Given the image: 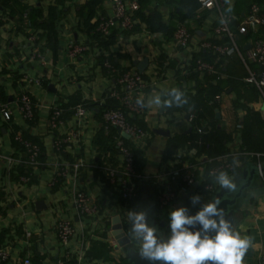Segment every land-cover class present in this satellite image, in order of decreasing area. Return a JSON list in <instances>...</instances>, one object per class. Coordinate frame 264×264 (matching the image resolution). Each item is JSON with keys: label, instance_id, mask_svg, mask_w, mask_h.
Instances as JSON below:
<instances>
[{"label": "crops", "instance_id": "1", "mask_svg": "<svg viewBox=\"0 0 264 264\" xmlns=\"http://www.w3.org/2000/svg\"><path fill=\"white\" fill-rule=\"evenodd\" d=\"M219 1L225 10L233 14L234 21L239 23L254 0ZM85 2L86 0H0V31L2 29L5 34L4 41L0 42V49H3L0 54V88L13 111L11 123L0 118V152L5 157L16 159L11 166L5 164V157L0 159V246H4L9 252L8 259L0 261V264H22L25 256L30 257L32 264H53L55 254H58L61 260L66 252L74 257L81 246L86 253L96 241L108 243L111 247L109 253L111 257L122 255L120 249L115 248L116 238L112 234V225L117 220L113 218L118 215L119 222L125 230V217L132 218L139 204L131 200L125 205L120 198L117 185L109 182L106 177L105 167L118 164L121 158L112 140L109 144L113 145V148L110 149L95 142V136L100 128L105 134L109 133V128H105L101 119V111L106 107L108 100L107 88L112 80V76L102 64L105 58L117 57L118 53L126 54L117 57L120 66L135 67L132 59L148 57V64L142 71L147 85L135 95L140 98L144 111L140 115L127 112L130 117L141 120L147 130L151 122L154 124L162 121L169 122L173 124L172 126H174L172 122H176L173 129L169 128L170 125L167 127L158 125L169 129V135L186 131L192 122L188 119V107L183 105L180 96L194 93L200 83L225 79L228 80L227 85L216 105L201 106L200 110L203 111V117L208 124L216 120L217 127L228 134L227 147L241 146V128L247 112L257 111L262 118L263 101L259 93L256 92L255 98L245 97L247 85L243 78L246 69L237 54L223 56L222 60L216 58L218 72L215 76L194 74L187 65V60L200 51L198 41L203 37H215L212 29L217 19L215 10L198 8L194 16L188 18L190 22L196 24L192 28L191 41L186 47H175L171 36L151 32L144 22H139V28L136 30L123 31L114 27L116 39L104 48L92 42L82 29L79 11ZM49 6H54L56 13L53 20L56 32L55 49L50 45L45 30L30 25L27 14L29 9L40 7L43 17H46ZM148 6L157 7L165 21L169 20L170 13L175 8L172 0H149ZM262 9L264 12V0ZM99 13L111 14L110 0H102L92 20ZM24 14H27V17H24ZM261 30L264 34V28ZM19 33L24 36L21 42L13 39ZM29 36L34 37L35 45L45 53L46 64L42 65L29 57ZM251 37L252 33L249 30L237 31V41L243 50L249 47ZM71 41L83 45L80 54L73 56L65 50ZM168 44L170 47L167 49ZM246 45L248 47L244 49ZM214 58L212 56L211 59ZM28 66L30 70H36L35 77L41 79L40 85L30 84V90L37 103L33 120L23 118L16 101L19 90L26 85L24 76L25 73L29 74ZM57 70L65 73L62 78L58 76ZM98 76H102L106 84L102 85L99 93H94L93 84ZM61 79L67 88L60 92L58 87ZM83 80L91 82L87 90H82ZM155 97L159 98L153 100ZM78 103H82L86 111L88 110L86 117L77 118L72 113L71 109ZM56 104L64 108L63 121L55 130L50 131L47 127V116L50 107ZM217 112L219 116L216 115ZM178 117H181V121L177 119ZM12 128L41 144L43 158L38 165L32 167L25 165L26 153L12 140ZM73 132H76V135L65 142L60 150L54 148L55 137ZM166 138L167 136L152 130L151 134L148 132L143 146L140 147L144 150L140 168L144 177L137 182L134 196L144 193L153 201L147 210H142L151 215L157 184L166 177V173L172 167L179 166L180 161H187L200 171L207 160L214 157L207 156L206 153L198 154L195 149H191L189 153L185 147H180L173 156L164 159ZM50 149H53L54 153H59L52 168L48 157ZM87 151L89 154L86 156ZM153 152H159V163L166 165L163 170H160L161 167L155 159L156 153ZM169 160L173 161L172 165L167 164ZM79 161L81 164L76 172L70 169L69 175L58 177L53 184L51 183L60 165ZM242 167L243 164L238 165L234 177L241 175ZM20 168L30 173L28 182L18 181ZM154 168L157 171H154ZM45 174L46 184L51 192L65 184L69 185L65 192L72 203L71 215H60L62 212L58 211V206H48L42 195L31 197L32 185ZM75 188L83 189L90 200L97 204L96 213L82 215L77 211L73 197ZM182 195L180 194V199ZM37 201H41L39 207ZM59 201V205L65 210L64 202L61 199ZM133 202L136 210L131 212ZM166 214L169 215V212ZM88 216L90 218H87ZM58 218L70 219L76 228V234L67 247L57 235L55 222ZM31 225L33 228H30ZM228 241L243 251L242 256L237 258L244 257V260L237 259L234 264L253 261L264 251V178L259 179L258 186L250 189L241 202ZM94 259L112 264L110 260Z\"/></svg>", "mask_w": 264, "mask_h": 264}, {"label": "built area", "instance_id": "2", "mask_svg": "<svg viewBox=\"0 0 264 264\" xmlns=\"http://www.w3.org/2000/svg\"><path fill=\"white\" fill-rule=\"evenodd\" d=\"M199 8L206 10H215L217 14L216 23L213 25L214 38L203 37L198 41L199 50H208L214 55V59H207L201 56L195 58L190 57L187 65L192 71L199 74H208L215 76L218 72L216 58L227 56L229 54H237L246 69L243 78L247 85L257 89L264 104V34L261 30L264 28V12L262 6L257 2L249 5L247 13L242 21L236 23L234 16L230 11L225 10L219 0H198ZM111 14H97L94 20L97 21L95 29L104 37L110 34L114 27H118L123 31L133 30L137 19L133 16L134 10L138 7V0H110ZM27 17V14H24ZM249 30L252 33L250 45L243 50L237 41V31ZM192 38V32L189 26V20L184 19L177 23L172 35L171 41L175 47H186ZM29 41V57L36 59L40 64H46L47 59L45 53L40 47L35 45L33 36L28 37ZM68 52L76 56L83 51V45L77 42H69L67 45ZM103 66L112 76L111 84L107 88L106 97L113 98L117 101L115 106H106L101 111V119L105 128L114 126L117 132L112 136V142L121 155L118 164H112L105 167L106 177L109 182L116 184L120 198L124 200V204L128 205L130 200L136 193L137 182L142 180L144 175L141 171H137L135 167L134 148L143 146L148 130L140 126L136 122H132L126 115L131 112L140 115L144 111V106L140 98L135 97L142 91L147 81L143 72H139L136 67H117L108 58L102 62ZM24 80L26 85L22 87L17 96V106L22 116L26 120H33L36 114L37 103L30 90V84L40 85L41 79L32 77L25 73ZM220 100V94L213 98V102ZM75 117L81 118L85 115L86 109L82 103H78L71 109ZM200 108L189 107L187 109L188 119L193 123L194 130L198 134L194 138L187 139V145L196 144L208 145L204 142L202 134L207 132L208 122L199 115ZM64 108L60 105H52L47 116V127L50 131L55 130L63 121ZM13 111L9 103L4 99L0 88V118L2 121L11 123ZM262 119L264 120V108L262 109ZM129 134L126 138L121 131ZM12 130V140L26 153L24 163L28 167L38 165L40 163L41 145L32 138L25 136L21 131ZM76 132L57 136L53 139V146L56 150H60L65 142L70 141ZM128 140V141H126ZM185 147V148H186ZM5 156L0 152V159ZM245 160H252L257 164L264 163V152L249 150L246 148L228 147V150L222 154L210 157L203 169H196L187 161H180L179 166L172 167L166 177L157 184V192L155 202L161 209L169 212L170 220H163L165 236L173 244V250L177 251L179 243L184 237V233L190 223V220L196 216V204L199 200L209 199L215 190L224 185L230 176L235 175L238 165L244 164ZM5 164L11 166L16 159L6 156ZM79 162L64 163L55 171V175L51 180L53 184L58 177L69 175V170L76 172L80 166ZM210 164V165H209ZM209 165V166H208ZM30 173H20L18 181L28 182ZM260 178H264V173L260 174ZM180 194L182 198L180 199ZM74 204L77 211L82 215L94 214L98 211L96 203L92 202L88 194L80 188L73 191ZM190 199L192 206H186V201ZM125 231L131 238L135 240L137 247H144L142 241L138 238L137 231L134 230L132 219L125 217ZM57 235L64 246H68L69 242L76 234L74 223L68 218H58L55 222ZM139 242L142 244L139 245ZM9 257V252L4 246H0V261H5ZM232 257L224 252L217 254L214 264H233ZM22 264H32L29 256L22 259ZM57 264H108L100 259L89 258L84 248L75 252L72 257L67 252L61 260L58 258ZM246 264H264V251L253 261Z\"/></svg>", "mask_w": 264, "mask_h": 264}, {"label": "trees", "instance_id": "3", "mask_svg": "<svg viewBox=\"0 0 264 264\" xmlns=\"http://www.w3.org/2000/svg\"><path fill=\"white\" fill-rule=\"evenodd\" d=\"M174 2L175 8L170 13V18L168 21L163 19L161 11L157 7H149L148 2L149 0H138V7L134 10L133 16L137 19V23L135 24L133 30L139 28V22H144L146 28L151 32H161L166 36H171L177 23L181 20L192 18L194 16V12L199 8L200 4L198 0H172ZM263 0H254L253 2H257L262 6ZM102 0H86V2L80 7V17L82 29L87 34V36L98 46H102L107 48L110 44H112L115 39V31L114 29L110 34L106 36H102L99 31L95 29L96 20H92V17L95 15L96 8L101 4ZM252 3V2H251ZM54 6L48 7V13L46 17H43L42 10L40 7L32 8L27 11L29 23L32 27L37 29H43L46 31L47 39L55 49L56 47V32L54 30V18L56 13L54 11ZM227 10V9H226ZM228 11V10H227ZM119 55L126 56V54L118 53ZM201 56L203 58L211 59L214 56L208 50H200L198 54H195L193 58ZM117 57L110 56L108 59L117 67H121ZM220 60L221 57H220ZM126 68V67H123ZM194 74H199L197 72H193ZM212 76V75H209ZM228 80H217L207 81L204 83H200L196 86L194 93H187L183 96H180V100L183 105L189 107L200 108L201 106L206 105H216V102H213V98L216 95H219L224 90L225 86L227 85ZM245 83V82H244ZM246 84V83H245ZM247 85V84H246ZM247 85L245 97L255 98L257 89L253 86ZM72 100L73 97H70ZM117 101L113 98H108L106 102V106H115ZM127 115V111H126ZM199 115L203 117L204 113L202 110L199 111ZM128 119L132 122L138 123L140 126L145 128L144 123L138 118L130 117L127 115ZM216 121V120H215ZM215 121H212L208 124L207 132L202 134L204 142H207V146L205 144L196 145L191 144L187 145V139L194 138L198 134L194 130L193 123L191 126L184 132L173 133L172 135L167 136L166 138V145L164 151V159L169 158L174 155V152L180 147H186L187 152L190 153L191 149H195L196 153H206L207 156H217L222 154L228 150L226 145V140L228 134L222 131L220 128L217 127ZM117 132V128L114 126L109 127V133L105 134L103 129L100 128L96 134L95 142L98 145L103 146L105 148H113V145L109 144L112 140L113 134ZM241 135H242V143L241 148H246L249 150L260 151L264 152V120L260 117L257 111H250L247 112L245 117L243 118V126L241 128ZM27 136V135H25ZM29 137V136H28ZM35 140V139H33ZM37 141V140H35ZM128 141V140H126ZM38 142V141H37ZM129 142V141H128ZM41 145V144H40ZM42 150V146H41ZM135 154V167L137 171H141V164H142V157L144 154V150L142 148H134ZM40 159L43 158L42 151L40 152ZM210 165V164H209ZM208 165V166H209ZM27 173L24 169L20 168L19 173ZM123 200V199H122ZM208 200H199L196 204V212L200 209L201 206L205 204ZM124 201V200H123ZM131 201V200H130ZM186 206H192L191 200L189 199L186 201ZM166 209H161L157 206L155 200L152 209V215L154 218L160 220H170V216L166 214ZM168 215V216H167ZM133 221V216H132ZM110 249L111 247L108 245L107 242L104 241H96L93 245L87 250L86 255L90 258H101L103 260H110L115 262L114 264H129L127 259L124 256L111 257L110 256Z\"/></svg>", "mask_w": 264, "mask_h": 264}, {"label": "water", "instance_id": "4", "mask_svg": "<svg viewBox=\"0 0 264 264\" xmlns=\"http://www.w3.org/2000/svg\"><path fill=\"white\" fill-rule=\"evenodd\" d=\"M246 47L248 45L243 48ZM132 63L142 72L148 64V57L134 58ZM216 115L219 116L218 112ZM153 131L165 136L170 134L169 129L162 127H155ZM121 134L129 137L124 131ZM261 173H264V163L259 165L252 160H245L239 178L234 180L232 175L190 220L177 251L173 250V244L165 236L163 220L155 219L147 211L135 212L132 221L144 247L135 245V240L125 232L116 215L113 219L117 222L112 225V234L116 238L115 248L120 249L129 264H214L220 252L232 258L242 256L243 251L229 242L228 236L244 196L258 186ZM40 202H36L38 207ZM57 261L58 254H55L52 262L57 264Z\"/></svg>", "mask_w": 264, "mask_h": 264}, {"label": "rangeland", "instance_id": "5", "mask_svg": "<svg viewBox=\"0 0 264 264\" xmlns=\"http://www.w3.org/2000/svg\"><path fill=\"white\" fill-rule=\"evenodd\" d=\"M195 24L196 23L189 21V26H190V29H191L192 34H193L192 28L195 27ZM4 39H5V34H4L3 30L1 29V31H0V42L2 43L4 41ZM13 39L16 40V41L21 42L22 40H24V36L19 33L18 35L14 36ZM169 47H170V44L167 45V49ZM65 50L67 51V48ZM2 52H3V49L1 48L0 49V54ZM30 69L31 68L29 67L28 68L29 75L35 77L37 75V71L36 70H33V69L30 70ZM57 73H58V76L60 78H62L64 76V74H65L63 71H58V70H57ZM64 83L65 82H64L63 79H61V81H59L58 91L61 92V91H64L67 88V85H65ZM99 83H100V85H99ZM81 84H82V90H87L88 89V86L90 87L91 82L90 81L83 80L81 82ZM104 84H106V81L102 78V76H98L96 78L94 84H93V87H94L93 88V91H94V93H99L101 91V89H102V85H104ZM157 98H159V97H155V98H153V100H155ZM46 100L47 99H45V101ZM87 111L85 112V115L83 117H86ZM83 119H85V118H83ZM177 119L181 121V117H178ZM172 123H174V126H172L173 124L171 125V123H169V122L166 123V122L160 121V122H157V123L154 122V124H152V122H151L150 128H149L148 132L151 134L153 128H155L156 126L158 127V125H165V127H167V125H170L169 128L173 129V127L176 126L175 125L176 122H172ZM49 151L50 152L48 154V157H49V160L51 162L50 167L52 168V167L55 166V164L57 162V156L56 155H58L59 153H57V152L54 153L53 149H50ZM153 153H156V155H155L156 158L155 159L157 160V163H159V158H160L159 157V152H153ZM88 154H89V151H87L86 156ZM150 156L152 158V155L151 154H150ZM151 162H153V161L151 160ZM172 163H173L172 160L167 161V164H171L172 165ZM159 166L161 167L160 170H163V168L166 165L161 162V164L159 163ZM154 171H157L156 168H154ZM238 178H239V175L237 177H235L234 180H236ZM46 180H47V175L45 174V175L41 176V179L37 183H35L34 185H32V189H31L32 195H31V197L33 198V197H37L39 195H42V196H44V198H45L46 203H47L48 206H52V207H55V205L58 206V211H61L62 212L60 215H62V216H66L68 214L71 215L72 214V208H73L72 207V203H71V201L69 199V195L66 194V192H65V189H68L69 185L65 184L66 186L65 185L64 186H61L55 192H51V191H49L50 190L48 188L49 186H47V184H46ZM227 181H229V179H227ZM25 187H27V186H25ZM91 193L92 192L90 191L89 194L91 195ZM60 199L64 202L65 210L59 205L60 204V201H59ZM131 200L134 201L135 203L139 204V206H137V212L138 211H142V210H147L152 205V203H153V201L149 197H147L146 194H144V193H142V194H136V196H133V198ZM243 200H244V198H243ZM243 200H242V202H243ZM134 202L132 203V205L130 207V208L133 207V209L130 210L131 212H133L134 210H136L135 203ZM87 218H90V217L88 216ZM32 226L33 225H31L30 228H33ZM139 245L141 246L142 244L139 242ZM246 255H247V253H246ZM117 259H118V257H117ZM231 259H232V263L234 264L237 259L240 260V261L241 260H244V257H241V258H231ZM114 263L115 262H113V264ZM121 264H124V262H121Z\"/></svg>", "mask_w": 264, "mask_h": 264}, {"label": "flooded vegetation", "instance_id": "6", "mask_svg": "<svg viewBox=\"0 0 264 264\" xmlns=\"http://www.w3.org/2000/svg\"><path fill=\"white\" fill-rule=\"evenodd\" d=\"M156 219V218H155ZM158 220V219H157ZM164 230V229H163Z\"/></svg>", "mask_w": 264, "mask_h": 264}]
</instances>
